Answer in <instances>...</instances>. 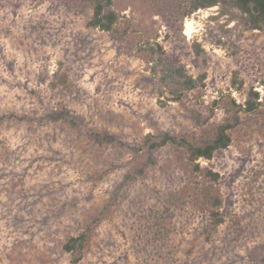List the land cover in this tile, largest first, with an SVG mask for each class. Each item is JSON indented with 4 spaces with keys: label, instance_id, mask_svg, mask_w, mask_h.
<instances>
[{
    "label": "rangeland",
    "instance_id": "1",
    "mask_svg": "<svg viewBox=\"0 0 264 264\" xmlns=\"http://www.w3.org/2000/svg\"><path fill=\"white\" fill-rule=\"evenodd\" d=\"M191 2L112 0L104 31L88 0H0V264H264V27L220 3L183 14ZM156 42L202 87L172 100ZM248 95L230 144L197 159L220 174L211 229L191 198L211 182L170 142L143 165V139L194 138Z\"/></svg>",
    "mask_w": 264,
    "mask_h": 264
},
{
    "label": "trees",
    "instance_id": "2",
    "mask_svg": "<svg viewBox=\"0 0 264 264\" xmlns=\"http://www.w3.org/2000/svg\"><path fill=\"white\" fill-rule=\"evenodd\" d=\"M92 5V17L89 21V25L98 27L104 31H113L118 19V14L111 7L112 0H88ZM232 6L238 9L243 15L246 22L251 28L260 29L264 27V0H192L191 5L184 10L183 14L189 15L193 11L202 7H209L216 4ZM154 45V47L152 46ZM149 45L150 59L154 60V64L160 65L162 72V80L167 91L171 94V99L174 101L181 100L183 93L196 88L202 87L203 75L197 80L190 74L184 71L183 65L174 63L167 58H161L163 55L162 46L156 42ZM146 47V46H145ZM160 53L161 55H158ZM155 65L150 68L154 73L156 72ZM59 83L65 82L64 75L59 76ZM251 96L257 97L258 92H251ZM248 95L242 104L236 103L235 100H231V104L234 108L235 116L232 119L215 124L209 131L199 133L194 138H190L188 134H173L169 132H163L158 134L148 133L143 139V145L146 147L148 157L143 165L155 163L156 159L154 153L163 145L170 142L173 146L175 154L178 158L185 157L190 164V173L195 175L199 172L205 176L211 184L203 187L200 191L193 194L192 203L196 205L197 209L208 214V224L211 229H214L218 224L222 222L220 206L222 204V198L218 193V190L214 188L213 183L220 178V174L208 166H202L197 159L204 158L210 160L216 150L226 148L231 142V133L228 131L235 123L238 122L237 113L240 110L253 111L256 108V102L252 97ZM221 99V98H220ZM220 99H214L212 104L217 105ZM68 111H50L46 114V118L49 121H57L67 118ZM98 135V134H96ZM103 139H111L110 137L101 136ZM139 173H142L143 167L138 169ZM192 175V176H193ZM85 235L80 234L76 237H70L64 244L65 250L72 251L74 248H79L82 245Z\"/></svg>",
    "mask_w": 264,
    "mask_h": 264
},
{
    "label": "bare ground",
    "instance_id": "3",
    "mask_svg": "<svg viewBox=\"0 0 264 264\" xmlns=\"http://www.w3.org/2000/svg\"><path fill=\"white\" fill-rule=\"evenodd\" d=\"M187 22H188V21H187ZM189 23H190V22H189ZM189 23L187 24V27H188V26L190 27V24H189Z\"/></svg>",
    "mask_w": 264,
    "mask_h": 264
}]
</instances>
